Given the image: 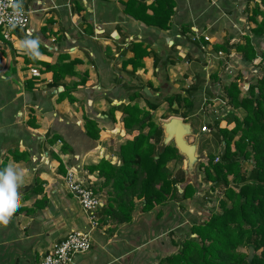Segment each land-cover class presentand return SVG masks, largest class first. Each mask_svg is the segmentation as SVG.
Returning a JSON list of instances; mask_svg holds the SVG:
<instances>
[{"label": "crops", "instance_id": "obj_1", "mask_svg": "<svg viewBox=\"0 0 264 264\" xmlns=\"http://www.w3.org/2000/svg\"><path fill=\"white\" fill-rule=\"evenodd\" d=\"M126 1L22 0L29 15L27 30L0 40V167L14 159L30 170L20 188V207L6 222L0 221V264H40L67 234L90 231L87 217L65 188L64 176L74 171L106 204V191H99L103 179L89 167L101 160L119 165V147L127 134L122 114H110V108L137 103L144 110L196 82H200L199 91L191 101L197 104L203 97L204 103L209 97L203 95L204 88L212 79L209 71L215 68L210 57L218 59L214 47L245 35L244 5L239 0H174L168 30L145 26L125 15L122 3ZM193 32L208 38V43L202 42L205 51L190 42ZM29 33L41 41L39 62L51 63L60 56L64 63L76 62V75L64 80L68 86L77 85L69 96L59 98L62 89L49 86L52 73L41 65L26 64L28 54L19 42ZM131 44H141L149 52L134 72L130 65H122L132 57ZM32 69L38 77L31 75ZM29 80L32 89L25 87ZM203 105L200 111L205 110ZM171 109L161 102L151 112L152 121L160 126L180 118L191 126V138L197 143L199 134L192 122L202 123L206 117L203 121L195 113L181 117ZM165 111L167 119L161 118ZM237 112L246 115L241 109ZM86 119L96 124L98 139L87 136ZM167 167L182 168H175L174 161ZM182 169L185 182L178 186L179 194L195 178V167L189 175L185 166ZM197 175L201 177L199 171ZM203 189L181 203L182 211L179 203L169 201L148 213L138 206L128 224L98 223L90 231V251L72 264H156L174 253L172 242L186 237L191 224L201 219Z\"/></svg>", "mask_w": 264, "mask_h": 264}, {"label": "trees", "instance_id": "obj_2", "mask_svg": "<svg viewBox=\"0 0 264 264\" xmlns=\"http://www.w3.org/2000/svg\"><path fill=\"white\" fill-rule=\"evenodd\" d=\"M122 4L125 15L145 26L169 29L174 0H157L149 6L136 0ZM246 4L243 10L246 23L255 25L251 32L261 37L264 34V0H246ZM250 4H253L251 10ZM0 40L5 41L2 35ZM241 40L244 44L227 41L215 46L214 51L229 55L234 50L243 62L252 63L256 59L252 42L248 37ZM129 51L132 57L122 65H130L134 72L142 66L141 61L149 52L141 44H131ZM24 60L28 65H41L45 72L52 73L49 86L62 89L59 98L69 96L76 89L77 85L68 86L64 82L66 77L76 75V62L64 63L62 56L51 63L39 62L29 55ZM199 84L196 82L183 93L164 97L159 103L148 104L144 110L137 103L110 108V114L115 111L122 114L127 138L119 147V165L101 160L89 167L103 179L99 191L105 190L107 195L106 204L96 213L97 223L128 224L138 206L142 213H148L169 201L179 203L182 211L181 203L193 198L197 192L193 185H186L183 192L178 193V186L185 182L184 170H169L167 164L174 161L176 166L183 158L172 144L160 149L163 132L152 121L151 112L156 111L161 102H166L175 115H194L203 105L201 99L197 104L191 101L199 91ZM25 87L32 89L33 82L27 81ZM221 87L222 99H226L232 112L205 124L214 131L206 143L212 141L217 152L207 156V163L199 164L197 169L202 183L211 184L202 197H216L220 193L216 197L220 210L211 213L206 220L194 221L189 234L180 243L172 242L176 251L156 264H264V75L254 86H249L247 97L240 96L235 83ZM237 109L246 112L243 119L233 114ZM183 110L185 112H181ZM223 122L225 126L222 127ZM196 123V120L192 122L193 127ZM84 127L88 137L98 139L99 130L94 122L86 119ZM245 164L251 167L247 175L241 172ZM250 248L254 254L248 260V255L240 249Z\"/></svg>", "mask_w": 264, "mask_h": 264}, {"label": "rangeland", "instance_id": "obj_3", "mask_svg": "<svg viewBox=\"0 0 264 264\" xmlns=\"http://www.w3.org/2000/svg\"><path fill=\"white\" fill-rule=\"evenodd\" d=\"M239 2H241L242 5H244V7H243V10H244L247 6L246 0H239ZM249 6H250L249 10H251L253 8V4H250ZM243 18L246 20V16ZM259 19L260 18L258 17V20ZM244 27H245V30H244L245 35L242 36L241 38H244V37L250 38V40L252 42V46L254 47L255 52H256V59L252 63H245L241 60V55L238 53H237V55H236V53L235 54L233 53L231 59L223 58V57H217L218 59H212L210 57V59L213 62H215V68L212 69L211 71H209V75L212 76V79L208 81L207 88H204L205 90H204L203 95H206V94L209 95V97L205 98L207 100L206 103H203V101H202V103L204 104L205 110H201V111L199 110V112L197 110L195 112V115L198 118L202 115L200 117V119H202V121L204 118L203 116L206 117V118H204L205 121H203L202 123L198 122L199 126H201V125L205 126V124L212 123V119L215 120V118H217L216 115L214 114V110L216 112H219L220 114H222V112H223L222 110L225 109V108L220 107V103L218 101H216V102L212 101L215 98L222 99V97H223L222 87H221L222 84L225 86H228L232 83H235L238 86V89L240 91V94H241L240 96L241 97H247V94H248L247 90H248L249 86L250 87L254 86L256 84V81L259 78H261L262 75H264V34L261 37L254 36L251 31H252V29L255 28V25H253L251 23H249V24L244 23ZM241 38L235 42H239L240 44H244V41H242ZM232 52H234V50H232ZM238 60L244 66L240 65L239 64L240 62H238ZM229 64H230V66H229ZM228 66L230 68H228ZM202 98L203 97H200L201 100H202ZM229 108H231V107H229ZM237 110H240V109H237ZM237 110H234L233 114L236 115L239 119H243L245 116L243 117V115L240 114L241 115V117H240ZM165 112H166V114L164 113V116H162L161 118H168L167 117L168 112L167 111H165ZM231 112H232V109H231ZM224 124H225V122H223L222 127L225 126ZM199 126L198 127L194 126V131H198V134H199V135H196L197 136L196 142L198 144L197 156L199 157V163L195 166V171H194L195 178L193 180H191L192 182H190L189 185H193L197 189V191H199V190L201 191L204 188L203 189L204 190L203 195H204L206 190H208L210 188L211 184L207 183V184L201 185L200 180H202V175H200L201 177L199 178V175H197V172H198L197 169H198L199 164H203V163L206 164L207 163V156H209L210 154H214L215 152H217V150L214 148L215 145L212 141L209 140L206 143V140L210 139L209 137L211 136L212 133H210V134L201 133V128L199 129ZM187 140H188L189 144H191V143H193V141H195V139H192L191 137H188ZM171 144L173 145V143H171ZM171 162H173V161H171ZM169 164H170V162H169ZM174 165H175V163H174ZM169 166H171V165H169ZM178 166H181L183 168L185 166V160L183 159L180 164L175 166V168ZM171 168L169 170H172ZM250 169H251V167L249 165L245 164V166L242 167L241 172H243L244 174L247 175L249 173ZM173 171H174V169H173ZM229 180H231V177H229ZM196 195L198 196V194H196ZM219 196H220V193L216 197H219ZM216 197L215 196L211 197V198L201 197L200 201H202L203 203L201 204L200 213L202 215H201V219H198V221L206 220L211 213H217L220 210L219 199H217ZM195 204H197V203H195ZM194 206L195 205H193V207ZM136 210H138V207L136 208ZM188 234H189V232L187 233V235ZM192 237H194V236H192ZM182 239L183 238L181 237V238L177 239L176 242L180 243ZM240 251L247 254L248 256L250 254L249 250H247V249H240ZM252 253H254V251H252ZM257 254H259V252H257Z\"/></svg>", "mask_w": 264, "mask_h": 264}, {"label": "built area", "instance_id": "obj_4", "mask_svg": "<svg viewBox=\"0 0 264 264\" xmlns=\"http://www.w3.org/2000/svg\"><path fill=\"white\" fill-rule=\"evenodd\" d=\"M141 1L146 5H151L157 0ZM12 2H14V0H0V34L5 41L10 39L13 32L26 31L29 25V15L23 9V14L19 17L16 27L11 28L9 26L8 19L13 12V9L10 7ZM208 41L207 37H201V35L196 32H193L190 36V42L192 44L199 45V49L201 51L206 50V46L202 44V42L208 43ZM216 55L217 57L232 58V54L226 55L223 52H216ZM241 65L244 66L243 64ZM31 75L33 77H38L39 73L36 69H32ZM206 101L207 100L204 99V103H206ZM212 101H218L220 103V107L225 108L222 110V114L214 110V114L217 118L224 117L231 110V108H229L226 104V101L223 99L215 98ZM211 132H213V130L207 125L201 128V133L210 134ZM64 184L67 192L77 201L81 211L87 217L90 231L91 229H95L98 226L96 213L104 206L102 198L93 190L85 187L84 183L78 178L77 173L72 170L66 172L64 176ZM90 231L71 232L67 234L58 244H55L51 248V250L43 257L40 264H72L76 257L90 251L92 246Z\"/></svg>", "mask_w": 264, "mask_h": 264}, {"label": "clouds", "instance_id": "obj_5", "mask_svg": "<svg viewBox=\"0 0 264 264\" xmlns=\"http://www.w3.org/2000/svg\"><path fill=\"white\" fill-rule=\"evenodd\" d=\"M10 7L13 12L8 19V24L11 28H15L19 17L23 14L21 0H14ZM40 44L39 37H33L31 33L19 42L20 48L33 59L41 54ZM29 176L30 170L14 159L8 160L3 167H0V221L6 222L12 213L20 207V188L26 183Z\"/></svg>", "mask_w": 264, "mask_h": 264}, {"label": "water", "instance_id": "obj_6", "mask_svg": "<svg viewBox=\"0 0 264 264\" xmlns=\"http://www.w3.org/2000/svg\"><path fill=\"white\" fill-rule=\"evenodd\" d=\"M144 91L147 92V89ZM159 127L163 132L160 149L162 150L173 143L178 154L185 160L187 174H192L194 167L199 163V157L197 156V143L188 144L186 140L193 134L191 126L184 124L180 118H170L168 121L161 123ZM252 251L250 248L248 260L253 257L254 253Z\"/></svg>", "mask_w": 264, "mask_h": 264}]
</instances>
